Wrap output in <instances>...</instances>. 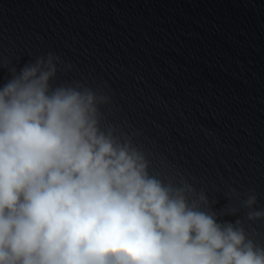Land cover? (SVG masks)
I'll return each mask as SVG.
<instances>
[{"label":"clouds","instance_id":"obj_1","mask_svg":"<svg viewBox=\"0 0 264 264\" xmlns=\"http://www.w3.org/2000/svg\"><path fill=\"white\" fill-rule=\"evenodd\" d=\"M73 67L54 52L0 61V264H264L245 226L264 221L255 190L229 186L217 210L155 169L138 133L109 121L101 85L56 83Z\"/></svg>","mask_w":264,"mask_h":264},{"label":"water","instance_id":"obj_2","mask_svg":"<svg viewBox=\"0 0 264 264\" xmlns=\"http://www.w3.org/2000/svg\"><path fill=\"white\" fill-rule=\"evenodd\" d=\"M110 122L128 133H138L136 141L149 153L155 169L182 174L210 200L218 201L217 210L227 205L224 193L229 186L242 194L254 189L257 207L264 208V76ZM246 212L240 209L239 218ZM245 226L264 245V221L245 220Z\"/></svg>","mask_w":264,"mask_h":264}]
</instances>
